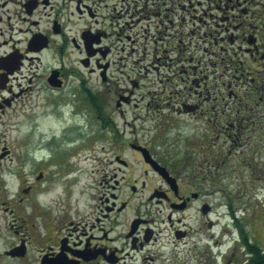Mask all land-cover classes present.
I'll return each instance as SVG.
<instances>
[{
  "label": "flooded vegetation",
  "instance_id": "af4514ba",
  "mask_svg": "<svg viewBox=\"0 0 264 264\" xmlns=\"http://www.w3.org/2000/svg\"><path fill=\"white\" fill-rule=\"evenodd\" d=\"M71 80L95 91L106 143L85 183L71 174L65 206L44 200L53 188L33 123L69 102ZM20 115L33 126L10 137ZM191 129L202 133L181 153L168 134ZM261 143L264 0H0V222L14 217L0 264H264V224L221 225L233 204L218 185L222 160Z\"/></svg>",
  "mask_w": 264,
  "mask_h": 264
},
{
  "label": "rangeland",
  "instance_id": "374dc122",
  "mask_svg": "<svg viewBox=\"0 0 264 264\" xmlns=\"http://www.w3.org/2000/svg\"><path fill=\"white\" fill-rule=\"evenodd\" d=\"M78 53H71V68L75 67L79 69L76 60L78 58ZM80 70V69H79ZM81 70H83L81 68ZM86 78L91 80L90 85L92 88L99 89L105 88L102 85L101 80L97 75L90 76L86 72ZM119 77V75H118ZM124 77V76H123ZM71 80V95L69 102L60 103L58 110L54 109L51 112L46 108L38 110L34 114V123L32 119L25 121L24 116L20 115L14 119L13 129L9 131L10 137L23 136L25 132L33 126L38 124V138L43 140L38 144V149L41 154L37 153V157L41 156L44 162L40 169H43L48 173V183L53 188V191L44 197V200L56 201L60 205L68 206L71 204V169L75 172L72 173L80 174V179L82 183L86 182L88 175L98 170V157H100L101 147L104 143L102 141V134L100 132L99 120L96 116L92 114L90 117V112L84 111L75 113L78 110L79 102L77 101L78 95L75 93L78 89V81ZM115 84H112L114 91ZM121 87H131L128 80L125 78L121 79L119 82ZM140 92H142L140 90ZM69 96V95H65ZM126 115L125 119L128 118L129 122L132 121L133 116L136 111L132 106H127L125 109ZM137 112H139L137 110ZM75 113V114H74ZM37 117V118H36ZM96 122H95V120ZM90 122V123H89ZM33 123V124H32ZM190 124L189 122H185ZM77 126L78 129H73V126ZM67 128V129H66ZM84 133L82 137L80 134ZM125 140L132 139L135 136L133 132V127L124 124L119 132ZM142 132H138L139 136ZM202 133V129H191L183 132L173 131L169 132L168 139L174 140V142H179L177 149L184 153L186 150L191 151L196 145V138ZM151 134V133H150ZM196 136V137H195ZM87 140V142H82V140ZM77 139V140H76ZM76 140V141H75ZM223 142V139L220 140ZM49 144V145H48ZM109 146V143L107 142ZM230 146V144L228 145ZM227 146V147H228ZM248 146H246L247 148ZM43 149V150H42ZM231 149V148H230ZM263 153L251 155L241 151V148H236L234 153H238L236 158L233 155H228L227 159L224 160V164L219 167V189L229 193V197L234 200V206L241 207L245 211H241L240 218L244 220H250L253 223L259 222L261 225L264 224V173L262 168H264V145L261 143ZM71 153H76L77 157H71ZM90 157L85 159V157ZM93 157V158H92ZM97 157V158H95ZM71 160L75 164H71ZM243 160L247 161L248 166L245 165ZM79 161V162H78ZM67 163V164H66ZM253 164V168H252ZM15 166V163H14ZM36 165L33 162H28V164L21 169V174L28 173L31 175L35 171ZM15 172V171H14ZM13 172V174H15ZM80 172V173H79ZM77 175L75 176V178ZM19 178L11 175L10 187L15 190V184H18ZM78 189V186H75ZM8 198H13V195L4 196ZM227 198V197H226ZM219 201L225 204L224 192H220ZM27 213L30 210H25ZM221 213H226V210L221 207ZM24 212V214H25ZM14 217L3 218L0 222V251L3 249V244L8 240L9 233H7V223L11 222ZM229 222V217L221 218L220 224ZM5 240V241H3Z\"/></svg>",
  "mask_w": 264,
  "mask_h": 264
},
{
  "label": "water",
  "instance_id": "95a60500",
  "mask_svg": "<svg viewBox=\"0 0 264 264\" xmlns=\"http://www.w3.org/2000/svg\"><path fill=\"white\" fill-rule=\"evenodd\" d=\"M84 65L87 66V62L86 61H83ZM56 76L53 77V81H52V84H56V81L54 80Z\"/></svg>",
  "mask_w": 264,
  "mask_h": 264
},
{
  "label": "trees",
  "instance_id": "16d2710c",
  "mask_svg": "<svg viewBox=\"0 0 264 264\" xmlns=\"http://www.w3.org/2000/svg\"><path fill=\"white\" fill-rule=\"evenodd\" d=\"M92 101V104H94L95 102H94V100H91Z\"/></svg>",
  "mask_w": 264,
  "mask_h": 264
}]
</instances>
